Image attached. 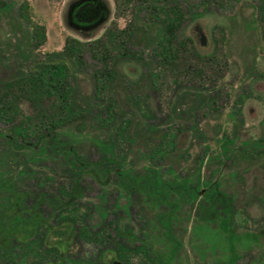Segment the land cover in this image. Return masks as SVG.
Listing matches in <instances>:
<instances>
[{
	"label": "rangeland",
	"instance_id": "374dc122",
	"mask_svg": "<svg viewBox=\"0 0 264 264\" xmlns=\"http://www.w3.org/2000/svg\"><path fill=\"white\" fill-rule=\"evenodd\" d=\"M78 1H12L14 15L22 3H28L30 28L32 24L43 27L45 40L31 48L29 27L14 32L1 16L0 83L12 79L31 53L61 51L67 37L86 42L100 38L113 25L133 28L126 54L114 63V122L99 124L93 113L82 112L65 123L61 137L94 163L108 153L100 141L116 137L115 153L123 172L142 175L151 168L163 180L200 182V195L193 202L171 193L168 205L160 206L142 192L126 193L114 176L107 184L83 177L80 202L89 208L86 223L97 224L106 210L123 233L143 238L170 264H225L231 252L237 256L236 264H264V36L254 0H214L208 7L194 6L183 17L179 36L191 38L199 55L217 49L225 60L207 79L177 78L155 61L146 38L154 36L156 27L144 9L130 4L118 10L116 0H98L104 18L93 27L79 29L68 21V12ZM92 68L89 61L82 72L71 67L76 98L83 108L92 90ZM202 80L203 92L213 99L207 105L198 101L193 90ZM18 106L19 113H30L24 100ZM20 120L16 115L13 124ZM9 127L8 120L0 122V128ZM226 141L232 143L229 153L223 151ZM71 179V171L55 152L18 148L0 138V234L11 224L12 192H19L31 205L42 197L53 199ZM208 180L218 182L232 201L229 227L222 213L210 220L202 214ZM38 210L49 224L57 223L46 202ZM165 215L170 229L161 221ZM99 247L93 238L77 237L66 250L74 258L88 260ZM112 256L108 253L107 258Z\"/></svg>",
	"mask_w": 264,
	"mask_h": 264
},
{
	"label": "trees",
	"instance_id": "16d2710c",
	"mask_svg": "<svg viewBox=\"0 0 264 264\" xmlns=\"http://www.w3.org/2000/svg\"><path fill=\"white\" fill-rule=\"evenodd\" d=\"M12 1L0 0V17L7 18L14 32L23 27L30 28L26 16L28 3H22L14 15ZM211 1L214 0H116V4L118 10H125L130 4L144 9L149 21L155 24L156 33L146 39L152 45L153 57L160 66L175 72L177 78L192 76L194 79H207L209 74L212 76L218 72V67L226 64L225 60L217 49L210 55H199L192 39L180 37L178 29L183 17L194 6L208 7ZM254 3L256 18L264 36V0H254ZM20 17L26 22L23 23ZM29 28L27 34L34 49L45 40V31L36 24H32L31 30ZM133 31V28L118 29L113 25L103 36L92 41L83 42L67 37L61 51L31 53L25 57V64L19 66L12 79L0 83V122H10L9 128H0V138L18 148L55 152L72 173L71 182L61 187L58 195L49 201L42 197L27 205L19 192H12L13 217L11 224L0 234V264H170L169 259L156 255L150 243L143 238H133L123 233L106 210L102 211L97 224H87L85 218L89 208L80 202L84 190L83 177L107 184L114 176L115 182L126 193L142 192L160 206L168 205L167 199L171 193L193 202L200 195V182L190 185L186 179L180 182L163 180L151 168L142 175L123 172L120 158L115 153L116 137L108 142L100 141L101 148L108 153L95 163L79 155L70 142L61 137L65 123L82 112L93 113L94 120L99 124L114 122V63L124 53L125 45L131 43ZM87 61L94 68L90 72L92 90L83 108L76 98V79L71 67L82 72ZM203 83L196 84L193 90L198 92L199 97L204 94L203 98H197L207 105L213 99L209 93L203 92ZM20 99L27 103L29 114L19 113ZM18 114L21 120L13 124ZM230 144L229 141L223 143L224 153L233 150ZM204 186L203 201L206 205L200 204L202 214L210 220L222 213L229 227L232 201L219 189L218 182L208 180ZM44 202L57 219L54 225L49 224L38 210ZM161 221L170 229L168 216H163ZM77 237L93 238L98 243L100 247L94 258L85 260L70 256L66 245ZM108 253L113 256L107 258ZM136 257L138 260L135 261ZM236 263L237 256L231 252L225 264Z\"/></svg>",
	"mask_w": 264,
	"mask_h": 264
},
{
	"label": "flooded vegetation",
	"instance_id": "af4514ba",
	"mask_svg": "<svg viewBox=\"0 0 264 264\" xmlns=\"http://www.w3.org/2000/svg\"><path fill=\"white\" fill-rule=\"evenodd\" d=\"M104 16V8L98 0H80L71 6L68 21L76 28L87 29L97 24Z\"/></svg>",
	"mask_w": 264,
	"mask_h": 264
}]
</instances>
